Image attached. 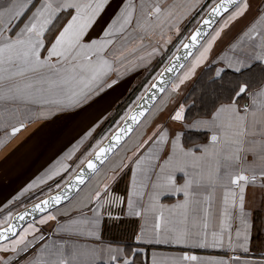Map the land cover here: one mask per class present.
Segmentation results:
<instances>
[{
	"label": "snow or ice",
	"instance_id": "6c2138e0",
	"mask_svg": "<svg viewBox=\"0 0 264 264\" xmlns=\"http://www.w3.org/2000/svg\"><path fill=\"white\" fill-rule=\"evenodd\" d=\"M108 4L109 0H39L38 3L36 0H11L7 7L0 8V130L4 131L5 139L21 132L26 121L46 119L55 112L75 109L94 102L106 88H112L118 83V79L108 82L109 74L114 69V62L107 58L109 46L115 43L118 35L124 37L126 44L127 40L134 36L135 30L129 33L133 23L136 29L141 31L163 29L165 25H170L179 32L177 27L179 20L197 7L199 0L168 7H162L160 3H153L151 0H141L139 5L128 0L103 30L100 39L85 42L87 33ZM248 10H250V0H219L218 3L213 4L206 17L191 33L190 38H186L188 42L181 41L185 53L184 59L186 61L191 59V67L183 75L178 76L179 83L165 79L167 73L183 72L185 68V64L180 63L181 57L175 55L170 61V66L165 67L153 78V83L145 88L144 94L138 100L143 102L145 97H149L155 101L159 98L157 93H160L164 96L163 103H168L172 93L177 92L180 85L188 80L196 68L208 58L213 44L223 30L237 18L244 16ZM26 11H31V15L13 37L10 35L13 24L19 21ZM65 14L70 18L62 27L57 28V22ZM216 24H219V27H214ZM207 29L212 31H206ZM49 34L53 37L50 41H48ZM240 46L246 49L245 58L229 57L225 67L217 69L215 78H222L225 68L237 73L241 72L249 66L246 60L264 62V10H261L259 18L243 33ZM235 47L236 45H233V48ZM45 49L46 55L42 52ZM247 49L251 50L250 54H247ZM155 52L156 49H153L151 53L139 57V60L144 62ZM119 59L120 56H117L116 60ZM116 75L117 77L121 75L119 70L116 71ZM169 83L172 85L170 91L166 87ZM248 88L247 83L236 85L235 97L246 93ZM165 93L167 95H164ZM250 99L251 104L246 106L243 112L233 100L221 104L209 119L194 120L187 125L196 130L204 128L212 133L210 143L199 146L196 150L185 148L180 133L170 137L168 131L163 129L140 145L141 148L149 144L151 146L143 156L135 160L132 167V189L127 203L130 215L141 216L142 212L137 209L134 197L148 196V205L144 212L156 214L154 232L157 243L163 240L176 244L192 243L206 246L209 243L206 230L209 227L210 209H203L204 220L201 228L200 218L196 214L197 206L200 204L198 197L204 187H209L212 191L219 187L223 190L221 215L227 217L230 206L239 207L243 233L238 232L237 236L243 235L244 242L240 247L247 251L249 225L244 212L246 188L249 185H256L258 181L260 187L264 188V138L257 142L246 140V137L249 135V129L255 134L257 126H260V135L264 137V87L253 91ZM16 102H22L23 107L9 110L8 105ZM185 108L184 104L176 108L170 116L171 121L183 122ZM145 111L143 103L138 104L135 110L129 109L130 115L122 117L125 126L117 127L110 140L102 137L92 145V150L80 160L79 172L69 176L63 185L57 184L55 194H48L45 199L17 215L9 213L4 221H0L7 225L0 228V250L26 251L36 239L43 241V236L33 237L32 241H28L26 239L28 235L35 233L37 229L30 222L26 228L17 233L16 222L25 221L34 213L42 214L41 224L55 220V215L46 213H51V210L62 202L69 201L73 190L79 195L83 191L82 186L86 184V179L90 181L101 175V169L110 160L109 154H115L117 147L134 130L133 125H138L141 117L145 116ZM97 127L99 124L89 129L69 152L41 177L29 183L20 195L45 184L61 173L71 172L72 169L66 161L72 160L80 146L93 136ZM166 144H170V151L166 154L167 158L163 159L159 154L165 151ZM249 153L252 156L250 162L247 159ZM161 159L163 163L159 162ZM126 166L121 162L120 165H113V169ZM176 172L184 174L185 179L181 185H177L175 181ZM151 175L155 176L154 180L150 178ZM115 178V174L107 176L81 201H78V206L83 204V200L94 201L98 206L109 202L104 197L108 195L109 182ZM148 184L151 186L150 192L145 191ZM169 192L182 193L184 199L165 209L159 200L162 195ZM204 199L209 200L210 197L206 196ZM189 220H191V228L188 226ZM223 223L224 221L221 220V224ZM197 228H201V231H193ZM58 230L73 231L75 226L59 225ZM136 239L140 241L142 236H137ZM222 241V234L212 233L213 246ZM231 245L232 240L229 236V246ZM106 251L109 256L107 264H120L121 261L122 264H135L134 257L130 259L124 255V249L109 247ZM92 253H95V249ZM80 255L75 251L72 253V264H81ZM179 259L195 261L197 257L185 255ZM179 259L173 261V264H179ZM11 260V257L7 261L0 258V264H11ZM27 264H69V262L63 257L62 247H57L53 242L45 245L39 256L28 261Z\"/></svg>",
	"mask_w": 264,
	"mask_h": 264
},
{
	"label": "crops",
	"instance_id": "0c3cea01",
	"mask_svg": "<svg viewBox=\"0 0 264 264\" xmlns=\"http://www.w3.org/2000/svg\"><path fill=\"white\" fill-rule=\"evenodd\" d=\"M216 1L199 0L197 7L191 9L187 15L179 20L177 25L179 32L170 25H165L163 29L141 31L136 29V25L133 23L129 33H132L133 30L135 33L133 37L127 40L126 44L124 37L118 35L115 38V43L109 46L107 52V58L114 62V69L109 74L108 82L110 83L112 79H118V83L112 88H106L99 97L95 98L94 102L75 109L55 112L46 119L26 121L21 132L7 139H5L4 131L0 130V221H4L9 213L13 215L20 208L53 192L56 190L57 184L62 185L78 169L80 160L92 150V145L96 144L102 137H107L122 121V118L120 120L118 118L120 116L125 117L134 105L128 108L126 112L125 109L121 111L120 116L117 117L118 110L125 104L130 95L146 81L148 76L153 75L151 81L156 77L179 47L181 41L186 38L208 8ZM10 2L11 0H0V8L7 7ZM36 2L38 3L39 0ZM126 2L128 0H109V4L105 6V9L94 22V26L87 33L85 42L100 39L103 30L111 23V20ZM132 2L139 5L141 0H132ZM151 2H158L162 7H168L188 4L191 3V0H151ZM180 10L182 11V9ZM261 10H264V0H250V10L223 30L221 36L213 44L208 58L196 68L188 80L180 85L177 92L172 93L168 103H163L164 96L160 94L159 98L145 113V116L141 118L139 124L117 147L115 154L109 155L110 160L101 169V175L90 181L86 180V184L82 186L83 191L79 195L75 192L69 201H64L61 205L55 206L51 213H46L55 215V220H48L41 224L42 214H40L25 223L17 232L22 231L31 222L37 231L30 233L26 239L32 241L33 237L43 236V241L36 239L26 251L12 252L9 250L5 252L0 250V258L7 261L11 257V264H27L28 261L39 256L45 245L55 242L57 247H62L63 257L69 264H72L74 251L81 254L79 256L81 264H107L109 256L106 249L109 247L124 249V255L130 259L134 257L135 264H154V261L156 264H173V261H177L185 255L195 256L197 259L195 261L179 259V264H220V262H224V264H245V262L247 264H264V188L260 187L259 181L256 185H249L246 188L244 212L249 225L247 251L240 247V244L244 242L243 235L237 236L238 232L243 233L239 207L230 206L229 215L223 217L221 215L223 190L219 187L215 191L209 187H204L200 190L198 197L200 204L197 206L196 214L200 218L201 228L204 220L203 209H210L209 227L206 230L209 243L206 246L192 243L176 244L163 240L157 243L154 232L156 214L144 212L148 205V196L134 197L137 209L142 212L141 216L130 215L127 203L129 192L132 189V167L135 160L143 156L151 146L149 144L141 148L140 145L144 144V141L154 137L159 130L163 129L168 131L170 137L180 133L185 148L196 150L199 146L210 143L212 133L204 128L196 130L187 125L194 120L209 119L221 104L230 103L233 100L239 110L243 112L245 107L251 104V93L264 87V62L246 60L249 66L239 72L243 74V78L238 80L228 93L218 95L217 103L212 104L209 108L206 107L204 112L199 115L190 118L185 117L183 122H173L170 119L176 108L181 104H187L189 90L198 82L197 77L204 67L212 64L208 78L211 76V79H215L217 69L225 67V62L229 57L245 58L246 49L240 46V42L243 33L259 18ZM29 15H31V11H26L19 21L14 22L10 35L15 36ZM68 18L70 17L65 14L57 22V28L62 27ZM214 27H219V24L214 25ZM52 39V35L49 34L48 41ZM233 45L236 47L233 48ZM171 48H173L171 53L167 55ZM153 49H156V52L148 59L144 62L139 60V57L151 53ZM250 51L247 49V54H250ZM42 52L44 55L47 54L46 49ZM121 53H123L122 56ZM117 56H120L119 60H116ZM184 64L183 72L176 73L171 80L172 83H179L178 76L183 75L191 67V59ZM117 70L121 73L119 77L116 75ZM224 72H229L232 75L238 74L228 68H225ZM239 83H247L249 88L246 93L235 97L234 88ZM171 86V83L167 86L169 91ZM119 105L121 106L118 108ZM15 107L22 108V102L8 105L9 110H13ZM97 124L99 127L96 128L93 136L80 146L72 160L66 161L72 169L71 172L61 173L45 184L38 185L37 188L20 195L29 183L53 167L89 129ZM8 131L10 132V129ZM193 134L194 137L190 138ZM198 134L199 138L195 136ZM262 138L264 137L260 135V126H257L255 134H252V129H249L246 140L259 142ZM168 151H170V144H166L165 151L159 155L166 159ZM197 154H199L198 151ZM130 157L131 159H129ZM163 159L159 162L163 163ZM247 159L249 162L252 160L250 153L247 155ZM121 162L127 166L113 169V165H120ZM113 174L116 178L109 182L108 195L104 197L109 202L98 206L94 201L83 200V204L78 206V201H81L90 190L104 181L107 176ZM150 178L154 180L155 176L151 175ZM184 179L183 173H175L177 185L183 184ZM145 191H151L150 184ZM206 196L210 199L205 200L204 197ZM14 197H18V199H13ZM183 199L182 193L169 192L160 197L159 203L164 205L165 209H169ZM10 201L11 203H9ZM165 215L167 217V211ZM221 220L224 221L223 224H221ZM5 224L0 223V227ZM59 225H74L75 230L59 231ZM188 226L191 228V220H189ZM201 228L193 229V231H201ZM213 232L223 235L222 243L215 246L211 244ZM137 236H142V239L137 241ZM229 236L232 240L231 246H229ZM93 249H95L94 254L92 253Z\"/></svg>",
	"mask_w": 264,
	"mask_h": 264
},
{
	"label": "trees",
	"instance_id": "16d2710c",
	"mask_svg": "<svg viewBox=\"0 0 264 264\" xmlns=\"http://www.w3.org/2000/svg\"><path fill=\"white\" fill-rule=\"evenodd\" d=\"M212 64L204 67L197 77V81L189 90L188 100L186 101L185 117L190 118L204 112L206 107L218 102V95L228 93L238 80L243 78V74L232 75L224 72L222 78H208ZM218 81V82H217ZM191 94V96H190ZM190 96V97H189ZM121 105L118 106V108ZM199 138V134L195 135ZM194 134L190 136L193 138Z\"/></svg>",
	"mask_w": 264,
	"mask_h": 264
},
{
	"label": "water",
	"instance_id": "95a60500",
	"mask_svg": "<svg viewBox=\"0 0 264 264\" xmlns=\"http://www.w3.org/2000/svg\"><path fill=\"white\" fill-rule=\"evenodd\" d=\"M218 2H219V0H217L215 3H218ZM215 3H213V4H215ZM213 4H212V5H213ZM212 5H211V6H212ZM211 6H210V7H211ZM210 7H209L208 10L205 12V14L202 16V18L198 21V23L195 25V27L192 29V31L186 36V38H190L191 33H192L193 31H195V29H196V27L198 26L199 22H200L203 18L206 17V14L208 13ZM217 20H218V18H217ZM209 30H210V29H207L206 31H209ZM186 38L183 40V42H185V43L188 42ZM173 47H174V46H173ZM172 49H173V48H171V49L169 50V52L167 53V55L171 53ZM178 50H179V51H178ZM175 55H179V56L181 57V60H180V63H181V64H184V63L186 62V60L184 59L185 53H184V50H183L182 43H181V44L179 45V47L174 51V53L171 55V57L168 59V61L165 63V65L162 67V69L159 71V73H160L165 67L170 66V61L172 60V58H173ZM175 75H176V72H173V73H167V74L165 75V79L171 81V80L174 78ZM156 76H157V75H156ZM151 83H153V80L151 81ZM151 83H150V84H151ZM150 84H149V85H150ZM149 85H148V86H149ZM148 86H147V87H148ZM167 86H168V85H166V87H167ZM147 87H146V88H147ZM139 88H140V86H138V87L136 88V90L130 95V97H129L128 100L125 102V104H123V105H124L123 107H125L126 104L129 103L130 100H132V98H134V97L136 96V94H137ZM144 91H145V90H144ZM144 91L142 92V94H141L139 97H141V96L144 94ZM157 96L159 97V96H160V93H157ZM155 101H156V100H155ZM155 101H152L149 97H145V100H144L143 102H141V101H139V100L137 99L136 102L134 103V105L131 107V109L135 110L138 104L143 103V105H144V109L146 110L145 113H146V112L150 109V107L152 106V104H153ZM121 111H122V107L118 110V114H119ZM128 115H130L129 111H128V113L125 115V117L128 116ZM141 118H142V117H141ZM140 120H141V119H140ZM123 126H125V120H124V119H122V121H121V122H120V123L114 128V130H115L117 127H123ZM135 126H136V125H133V129H134ZM114 130H113V131L107 136V140H110V139H111L112 134H114ZM107 140H105L104 143H106ZM102 146H103V145H102ZM110 154H111V153H110ZM110 154H109V155H110ZM89 158H91V157H89ZM86 162H87V161L85 160V165H86ZM80 167H81V166H79L78 169H77L72 175H74L76 172H79ZM72 175H71V176H72ZM68 179H69V178H68ZM68 179H67V180H68ZM67 180H66V181H67ZM86 180H87V179H86ZM64 183H65V182H64ZM64 183H63V184H64ZM63 184H62V185H63ZM56 191H57V189L54 190L53 192L49 193V194H55ZM75 192H76V190H73V192L71 193L70 197H71ZM47 195H48V194H47ZM47 195L43 196L42 198H40V199H38V200H36V201H34V202H32V203H30V204H28V205L22 207V208H20L19 210L15 211V212L13 213V215H17V214L23 212L25 209H30L33 205H35L36 203H39L42 199H45V198L47 197ZM70 197H69V198H70ZM62 203H63V202H62ZM39 215H40V213H34V214L28 216V217L26 218L25 221H17V222H16V223H17V229H16V232H18V231L21 229V227H22L25 223H27L28 221L33 220L35 217H37V216H39ZM6 226H7V225L5 224V225L1 226L0 228L6 227ZM9 235L11 236V234H9Z\"/></svg>",
	"mask_w": 264,
	"mask_h": 264
},
{
	"label": "rangeland",
	"instance_id": "374dc122",
	"mask_svg": "<svg viewBox=\"0 0 264 264\" xmlns=\"http://www.w3.org/2000/svg\"><path fill=\"white\" fill-rule=\"evenodd\" d=\"M154 75H155V74H154ZM152 77H153V75L147 77L146 81L140 85V88H139V90H138L136 96H135L134 98H132V100H130V102L127 103L125 107H123L124 105L122 106V111L125 109V112H126V111L128 110V108H130V107L134 104V101H136L137 98L142 94L143 90H144V89L147 87V85L150 83ZM124 114H125V113H124ZM124 114H123V115H124ZM119 116H120V114H118L117 117H119ZM114 117H115V116H114ZM117 117H116V118H117ZM122 117H123V116H120L118 119L120 120ZM116 118H115V119H116ZM119 120H117V121H119Z\"/></svg>",
	"mask_w": 264,
	"mask_h": 264
}]
</instances>
